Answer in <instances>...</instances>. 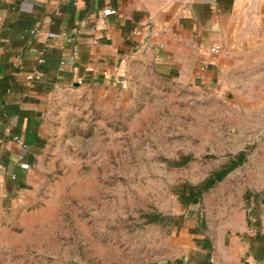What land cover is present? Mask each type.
<instances>
[{
  "label": "rangeland",
  "instance_id": "rangeland-1",
  "mask_svg": "<svg viewBox=\"0 0 264 264\" xmlns=\"http://www.w3.org/2000/svg\"><path fill=\"white\" fill-rule=\"evenodd\" d=\"M263 9L250 5V35L218 64L197 65L199 82L135 59L119 84L59 92L41 164L16 194L0 191V264H245L263 253Z\"/></svg>",
  "mask_w": 264,
  "mask_h": 264
},
{
  "label": "crops",
  "instance_id": "crops-1",
  "mask_svg": "<svg viewBox=\"0 0 264 264\" xmlns=\"http://www.w3.org/2000/svg\"><path fill=\"white\" fill-rule=\"evenodd\" d=\"M251 4L264 0H0V191L16 194L41 164L59 92L119 84L135 59L199 82L198 64L209 70L250 35ZM261 249L245 264H264Z\"/></svg>",
  "mask_w": 264,
  "mask_h": 264
},
{
  "label": "trees",
  "instance_id": "trees-1",
  "mask_svg": "<svg viewBox=\"0 0 264 264\" xmlns=\"http://www.w3.org/2000/svg\"><path fill=\"white\" fill-rule=\"evenodd\" d=\"M244 160V154L240 153L237 158L231 160L218 170L213 171L200 184L195 186V196L198 197L203 191L212 187L216 182L221 181L229 172H231L237 165H240ZM197 199L195 198L194 201Z\"/></svg>",
  "mask_w": 264,
  "mask_h": 264
},
{
  "label": "built area",
  "instance_id": "built-area-1",
  "mask_svg": "<svg viewBox=\"0 0 264 264\" xmlns=\"http://www.w3.org/2000/svg\"><path fill=\"white\" fill-rule=\"evenodd\" d=\"M103 15H112L115 13V10L112 9V8H104L103 11H102ZM221 49V46L219 44H214L211 46L210 48V51L212 53H218ZM17 142L20 144V145H24V142H22L21 140H19L17 138ZM23 168H27L28 167V164H22L21 165ZM3 179L2 175L0 174V181Z\"/></svg>",
  "mask_w": 264,
  "mask_h": 264
}]
</instances>
